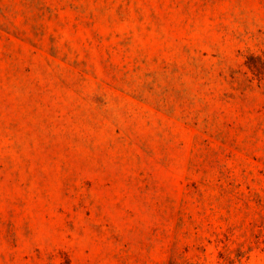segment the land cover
<instances>
[{
    "label": "rangeland",
    "instance_id": "obj_1",
    "mask_svg": "<svg viewBox=\"0 0 264 264\" xmlns=\"http://www.w3.org/2000/svg\"><path fill=\"white\" fill-rule=\"evenodd\" d=\"M0 264H264V0H0Z\"/></svg>",
    "mask_w": 264,
    "mask_h": 264
}]
</instances>
